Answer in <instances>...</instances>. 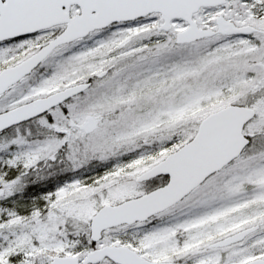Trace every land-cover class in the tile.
Masks as SVG:
<instances>
[{"label": "snow or ice", "instance_id": "obj_1", "mask_svg": "<svg viewBox=\"0 0 264 264\" xmlns=\"http://www.w3.org/2000/svg\"><path fill=\"white\" fill-rule=\"evenodd\" d=\"M0 264H264V0H0Z\"/></svg>", "mask_w": 264, "mask_h": 264}]
</instances>
